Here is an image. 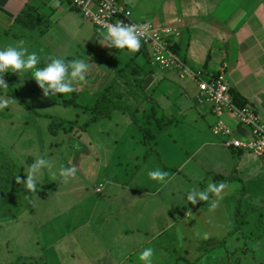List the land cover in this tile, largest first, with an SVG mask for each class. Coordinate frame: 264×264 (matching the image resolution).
<instances>
[{
	"label": "crops",
	"instance_id": "1",
	"mask_svg": "<svg viewBox=\"0 0 264 264\" xmlns=\"http://www.w3.org/2000/svg\"><path fill=\"white\" fill-rule=\"evenodd\" d=\"M114 1L130 9L137 22L179 31L176 55L193 71L216 76L226 67L230 92L250 105L264 123V0ZM101 39L99 31L69 0H0V48L27 47L39 55L42 66L50 56L66 61L88 59L83 83L98 77V90L114 81L133 83L131 70L150 63L146 49L120 50L101 44ZM4 78L14 87L23 83L31 85L34 93L43 94L31 74V79L12 73ZM26 89L21 87L20 91ZM141 90L154 99L169 122L151 142L156 156L164 154L167 161L161 165V170L169 169L165 181L151 180L148 171H143L153 158L149 156L131 174L102 175L91 190L79 186L59 191L57 196L70 203L60 206L65 221L57 230L63 235L52 241L48 231L42 235L41 225L33 226L39 232L36 248L42 256L19 254L12 263L21 259L18 263L25 264L28 258V264H142L139 253L152 247L153 264H203L209 258V264H216L220 257L216 250L228 251L229 244L239 242L228 235L240 199L256 208L263 221L262 226L256 224L263 227L258 237L246 242L258 246L256 241L264 240V156L227 148L211 131L215 119L210 105L196 103L195 83L181 78L177 69L143 77ZM224 120L240 137L246 135V128L238 126L230 115ZM138 160L136 157L131 163ZM229 175L235 178L225 182ZM174 181L180 182L178 189L173 188ZM220 182L226 185L220 197L210 194L209 201L195 205L187 201L191 189L205 190ZM166 190L171 199L180 195L179 202L165 201ZM42 195L33 201L30 214L36 215L38 201L49 199L48 193ZM211 202L217 206L210 211ZM162 204L170 205L161 208ZM22 213L0 222V227L9 228L21 221ZM167 228L175 230L173 248L162 239ZM245 257L240 255L239 264ZM9 260L0 254V263L9 264L5 263Z\"/></svg>",
	"mask_w": 264,
	"mask_h": 264
},
{
	"label": "rangeland",
	"instance_id": "2",
	"mask_svg": "<svg viewBox=\"0 0 264 264\" xmlns=\"http://www.w3.org/2000/svg\"><path fill=\"white\" fill-rule=\"evenodd\" d=\"M99 33L102 36V33ZM40 66L42 67V65ZM12 74L23 79L27 78L26 74L20 76L16 73ZM28 77L31 79L30 74ZM99 80L100 78L93 77L87 80L89 84L83 82L74 84V92L80 94L77 97V106L63 104L65 99H69L70 94L65 98L60 94L56 98L51 95L44 97L43 94L31 91V85L27 86L23 83L21 85L18 83L15 87L13 85L0 87V102L8 101L6 107L0 108V149L4 155L6 154L5 156L0 154L1 159H11L23 169L26 175L28 166L42 155L52 164L51 168L42 170L43 175L37 179V191L26 189L32 195L34 202L36 199H42L44 192L49 195L48 200L37 202L34 209L36 215L24 210L23 213L21 212V221L9 228L0 227V254L3 255V258H10L5 263L14 262V256L19 254L42 256V251L36 248L39 232L36 233L33 226L41 225L42 235L45 236L48 231L52 241L63 235L62 230H57V226H62L65 221L60 206L70 203H66L67 200L63 201L62 195L57 196L59 191L79 186L91 190L96 185V180L102 175L109 177V175L131 174L137 166H142L145 162L144 159L149 156H153V158L144 165L143 171L145 172L166 164L164 154L156 156L152 143L145 144L143 142L141 133L132 125L130 116L126 113L115 111L111 117L90 122L86 129L82 130V124L90 119V113L85 110L84 105H86L87 99L92 98L94 94L92 91L98 90L96 82ZM4 81L7 83L5 78ZM21 87L27 88L25 92L20 91ZM84 89L87 92L82 91ZM12 91H16V97L12 95ZM128 100L132 103L131 99ZM61 119L70 121L76 119L77 124H66ZM56 123L60 127L55 135L49 132V126ZM136 157L139 160L131 163ZM70 166L77 167V174L75 178L65 182L59 176V170L61 167ZM165 171L168 173L169 169H165ZM179 183V181H174L173 188L178 189ZM168 193L169 191L166 190L163 197L167 202H179L181 199L180 195L171 199ZM169 205L159 206L162 208ZM162 236L163 241L167 242L170 248L175 247V230L167 228ZM165 237L166 239H164ZM4 241L8 243L6 244ZM256 242L258 246L253 242L245 241L231 243L228 246L230 252L226 251V248L219 252L216 250V255L220 254L219 260H215L216 264H239L243 256L246 257L242 264H264V240L260 239ZM242 247L243 250L240 249ZM245 250L251 254L246 253ZM262 250L263 252H261ZM252 257H255L256 260ZM20 260L17 259L15 263L20 264L18 263ZM28 262L27 258L25 264ZM209 263H212L210 258L203 261V264Z\"/></svg>",
	"mask_w": 264,
	"mask_h": 264
},
{
	"label": "trees",
	"instance_id": "3",
	"mask_svg": "<svg viewBox=\"0 0 264 264\" xmlns=\"http://www.w3.org/2000/svg\"><path fill=\"white\" fill-rule=\"evenodd\" d=\"M175 46L174 44L171 49L176 54ZM153 71L150 63H148V65L145 64L139 69L134 68L131 70L133 83H128V85H126L125 81H114L95 92L92 98L87 99L86 105H84L85 110L90 113V119L82 124V130L86 129L90 122L109 118L114 111H120L130 116L133 124L136 125L138 131L141 133L145 144L155 141L169 122L161 113L154 99L151 96H147L141 90L142 78L153 73ZM6 85L11 86L12 84L6 83ZM12 95L14 97L17 96L14 91H12ZM78 95L80 94L77 92L71 93L68 97L69 99H65L63 104L77 106L78 104H76V102L77 97H79ZM231 95L233 102L237 106L242 107L246 105L236 94L231 93ZM128 99H131L132 103H130ZM20 103L23 105L21 101ZM61 120L66 124H77L76 119L73 121L67 119ZM59 127L60 125H58V123L54 125L50 124L49 132L56 135ZM0 154L3 156L6 155H4L2 149H0ZM1 158L2 157H0V222H3L14 219L24 210L30 211L33 206V200L30 192L28 193L25 185L22 184L23 180L26 179V173H24L23 169L12 162L11 159ZM17 177H19L21 183H17ZM234 178L233 175H229L224 181L230 182ZM260 217V212L256 208L247 205L240 199L234 211L228 238L234 237V240L245 242L255 239L258 237L257 235H259L257 233L263 228L256 226V224L262 226L261 224L263 221L261 222ZM240 249L243 250L244 248L242 247ZM247 251L248 250H245V252Z\"/></svg>",
	"mask_w": 264,
	"mask_h": 264
},
{
	"label": "built area",
	"instance_id": "4",
	"mask_svg": "<svg viewBox=\"0 0 264 264\" xmlns=\"http://www.w3.org/2000/svg\"><path fill=\"white\" fill-rule=\"evenodd\" d=\"M70 5L77 10L83 19L89 21L93 27L103 33L106 27L115 23L126 25H144L137 22L133 14L125 5L113 0H69ZM150 28L141 32V47L150 56V65L156 75L168 73L177 69L181 78L192 80L198 92L196 103H207L215 123L211 127L212 133L224 141V145L235 151L264 156V123L256 115L250 105L237 106L232 99L230 87L223 70L216 76H205L199 71H193L183 64L171 47L179 37V31L169 27H158L151 23ZM236 120L238 126L246 128L245 136L240 137L224 120L225 115Z\"/></svg>",
	"mask_w": 264,
	"mask_h": 264
},
{
	"label": "clouds",
	"instance_id": "5",
	"mask_svg": "<svg viewBox=\"0 0 264 264\" xmlns=\"http://www.w3.org/2000/svg\"><path fill=\"white\" fill-rule=\"evenodd\" d=\"M150 28V24L144 25H126L123 23H115L108 25L102 33L101 44L108 47H114L120 50H129L136 52L141 47V32H146ZM23 44V41L21 42ZM36 52H29L27 47L20 45H7L0 48V87H7L4 81V75L7 73H16L20 75L31 74V78L36 82L42 90L43 96L51 95L56 98L58 94L65 98L66 95L75 91L74 84L85 82L89 70L88 59L75 58L66 61L62 57L50 56L44 65ZM8 101L0 102V108L6 107ZM51 162L43 155L38 157L28 166V174L25 176L22 184L26 189L33 192L37 191V179L43 175L42 170L51 168ZM77 167H61L59 176L66 182L71 178H75ZM148 176L154 181H165L167 173L160 168H154L148 172ZM17 183H21L19 177L16 178ZM226 185L223 182L218 184H209L207 189L198 190L191 189L186 195L189 203L195 205L197 202H207L210 200V194L220 197ZM217 204L211 202L208 205L209 210L215 209ZM207 238V237H205ZM154 249L152 247L144 248L138 255L142 264H153Z\"/></svg>",
	"mask_w": 264,
	"mask_h": 264
}]
</instances>
